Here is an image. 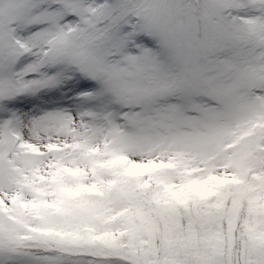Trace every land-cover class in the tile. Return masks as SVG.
Listing matches in <instances>:
<instances>
[{"label":"snow or ice","instance_id":"obj_1","mask_svg":"<svg viewBox=\"0 0 264 264\" xmlns=\"http://www.w3.org/2000/svg\"><path fill=\"white\" fill-rule=\"evenodd\" d=\"M0 264H264V0H0Z\"/></svg>","mask_w":264,"mask_h":264}]
</instances>
